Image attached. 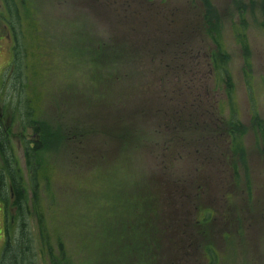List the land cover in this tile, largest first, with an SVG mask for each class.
<instances>
[{"label":"rangeland","instance_id":"374dc122","mask_svg":"<svg viewBox=\"0 0 264 264\" xmlns=\"http://www.w3.org/2000/svg\"><path fill=\"white\" fill-rule=\"evenodd\" d=\"M68 1L0 0V104L29 203L25 147L43 145L35 162H45L37 174H48L38 177V189L49 207L41 209L54 260L264 264V0H155L166 19L193 22L178 49L185 46L195 65L204 60L199 71L165 69L170 39L144 41L146 56L121 52V44L136 47L140 38L102 41L123 35V24L105 31L95 15ZM11 8L16 21L13 13L7 18ZM29 14L38 29L32 39ZM124 16L111 14L123 23ZM169 29L158 35L169 38ZM92 36L102 42H84ZM10 44L16 71L7 66ZM110 50L121 54L103 58ZM90 117L99 127L117 120L125 133L114 142L98 136ZM232 119L242 136L231 135L228 150L223 121ZM83 124L94 135L80 140ZM42 127L50 135L44 142ZM1 156L0 150V225L5 218L11 237L28 240L29 264H48L36 216L13 209L16 195L13 187L10 200ZM60 253L67 259L60 261Z\"/></svg>","mask_w":264,"mask_h":264},{"label":"flooded vegetation","instance_id":"af4514ba","mask_svg":"<svg viewBox=\"0 0 264 264\" xmlns=\"http://www.w3.org/2000/svg\"><path fill=\"white\" fill-rule=\"evenodd\" d=\"M68 2H69V6L72 8L73 7L78 8L82 11L90 12L91 14L95 15L97 17V20H99L98 23L101 24V26L105 28V31H108L109 28H113V27L118 28L117 25H119V23L123 24V26L120 28L121 30H118V32L124 33L123 35L113 36V37L107 35L104 39L100 37L99 38L100 40L102 39V41H105L107 39L110 43H112V41H117L116 39L113 40L114 38L117 37L119 38V43L127 44L128 37L126 36H130L132 38H138V37L140 38L138 39L141 40V42L136 47L134 46V44H132L130 48H127L125 44H121L122 46H119L123 50L121 52L135 50L134 53L136 55H141V54L144 55V50H143L144 41L148 39H152L154 41H158L159 43H161L165 39H170V45H171L170 54H169L170 59H169V62L165 63L166 67L164 64V67L167 71H187V70L188 71H199L200 68L204 64V60L201 59V61H198V64L195 65L196 63H193L192 60H190L191 59L190 53L189 55H186V52L184 51L186 50L185 46L183 49H178L179 47L178 45H181L183 42L187 43L188 35L192 33V29L194 28L193 22L190 19H187V18L184 19V17L181 20L166 19L165 17L166 15L160 12V10L158 9L159 5L155 3V0H69ZM112 12L113 14H118L121 16L125 14L124 17L126 19L124 23L122 21L117 22L113 18H111ZM11 13H13L15 21H16L17 12L15 11V9L13 10L11 8L8 10L7 18L12 19ZM29 17L32 19L31 15L29 14L28 19L26 20V32H27L26 37L27 39H32L33 32L38 31V29L36 25L37 22L36 23L32 22V20ZM166 25H168V27L170 28L168 31L169 34L167 35V37L169 38H165V36L158 35V33L161 32V29L163 28V26H166ZM3 28H6V25L2 26V30ZM150 32H153L155 35L150 36L149 35ZM123 38H126V39L124 40ZM94 40L95 39L92 36V37H87L84 42L89 43L91 45L93 44L97 45L102 42V41L101 42L98 41V43H96ZM9 42L11 43V39L9 40ZM11 45L12 44H10V48H9L10 58H9V63L7 66H11L10 71H16V69L14 68L15 63H16L15 52ZM159 49H160V46H159ZM88 50L90 51V49ZM175 50H181L182 53H177ZM121 52H113L112 50H110L109 53H104L105 57L103 58L108 59L114 54L120 55ZM158 55L159 54L156 53L154 56H151V57L154 59L155 57H158ZM166 57H168V55ZM186 63H188V65H191V69L185 68L184 65ZM192 66L195 68L193 69ZM148 71H154V70L152 68L151 70H148ZM7 122H8V116L6 115V111L4 112L3 107L0 104V129H2L3 132L8 136L10 134V131L8 128H6ZM8 187L10 190L9 198L10 200H12L13 199L12 198L13 186L11 182L9 183ZM13 209H16V206H14ZM11 220H13V218H11ZM7 224H6V219L3 218L1 220V225H0V230H1L0 241L2 243L1 248H0V264L2 261L3 253L7 248V245L8 244L11 245L16 239L15 236L11 237L9 224L8 225ZM13 230L14 228H12V231Z\"/></svg>","mask_w":264,"mask_h":264},{"label":"trees","instance_id":"16d2710c","mask_svg":"<svg viewBox=\"0 0 264 264\" xmlns=\"http://www.w3.org/2000/svg\"><path fill=\"white\" fill-rule=\"evenodd\" d=\"M223 58H225V54L223 56ZM215 61V59L213 58V55H212V62ZM216 62V61H215ZM139 108H142V106H140ZM145 108V107H144ZM28 112H27V120L28 121V124H31V126H33L34 130L36 131L37 130V127L35 126V122H36V119L37 118H33L32 117V109L29 108L27 109ZM91 112V110L89 111ZM144 113V111H143ZM121 115H126V117H130V114L129 113H125L122 112ZM112 118L115 117V114L114 115H111ZM89 118V117H88ZM91 118V123L93 122V127H95L97 130V134L98 136H101L103 138H111V140L114 142V137L115 135H118L119 137L120 136H123L124 133H125V130L124 128H126L125 126L122 127V125H119L118 123H116L117 120L114 121L113 124H110L108 125L105 124L103 127H99L97 126V123H101L100 121H94ZM233 121L232 122H224V132L227 133L228 135V140H229V147H228V150L230 149V145L231 143L234 141V139H230L231 135L232 136H242L241 135V132L237 130V127L235 128V126L237 125L236 124V119H232ZM222 123V121H220ZM40 131V134L42 136V142L47 141V138L46 136H50V135H47L45 134V130L44 128L42 127V129L40 128L39 129ZM76 134V132L74 133V135ZM87 134H90V135H94L93 134V129L89 126L88 128L83 124L81 126V128H79V131H78V137L80 136V140H82ZM127 134V133H126ZM71 135V134H70ZM242 138V137H241ZM119 141V139L117 140ZM260 142V141H259ZM97 143V141L94 142V144ZM261 143H264V139L261 140ZM260 146V145H259ZM43 148V145H41V143H33V145H26L25 147V161H26V168H27V171H29V174H28V180L30 182V188L32 189V194H33V197H32V200H31V203L27 202L26 198L23 194H24V187L22 186L21 184V177L19 175V170L18 168L15 167V160L12 158L11 156V147L9 146V140H8V136L3 132L2 129H0V150H1V155H2V161L5 165V169H2L3 172L5 170V172L9 175V179L11 180V183H12V186L14 187V191H15V200H14V204L17 208V213H18V216H23V215H26V214H34L36 216V219H37V226H38V229L39 231L37 232L38 236H40V238L42 239L43 238V241L44 243L47 245V260H48V264H61L60 262H57L56 260H54V258L56 257L53 252H52V249L50 247V244H49V238L51 236V234L49 233V231L47 230V227L44 226L43 222H44V218H43V209L41 208H44L47 207L49 208L48 206H43V202L40 201L41 199H39V189H38V183H39V176L41 175L42 176H45V175H48L47 172L45 173H42V174H37V168L41 165V164H44L45 162L44 161H38V162H35V156L37 155L38 151H41ZM5 151H7L8 153L10 152V154H6ZM109 154L106 153V155ZM262 154V153H261ZM105 155V156H106ZM104 156V157H105ZM262 157L264 159V155L262 154ZM4 174H2V176H0L1 180H2V177H3ZM42 202V203H41ZM161 208V207H160ZM22 227L21 228H26V223L25 222H22ZM29 227V225H28ZM22 230V229H21ZM47 230V232H46ZM24 230L21 231V233L23 232ZM34 229L33 232L34 233ZM160 237V236H159ZM23 239H25L22 235H20V237H16L15 241L10 245L8 244L7 245V248L6 250L4 251L3 253V256H2V261H1V264H29V260H30V246H29V243H28V240L26 239V241H23ZM58 243H61L60 241H58ZM45 245V246H46ZM166 250V248H164ZM61 256H59V259L60 261H63L65 259H67L65 257V255L63 253H60ZM33 255V253H32ZM58 258V257H57Z\"/></svg>","mask_w":264,"mask_h":264}]
</instances>
